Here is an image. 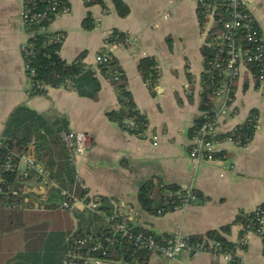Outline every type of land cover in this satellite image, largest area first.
Returning a JSON list of instances; mask_svg holds the SVG:
<instances>
[{
  "label": "crops",
  "instance_id": "crops-1",
  "mask_svg": "<svg viewBox=\"0 0 264 264\" xmlns=\"http://www.w3.org/2000/svg\"><path fill=\"white\" fill-rule=\"evenodd\" d=\"M67 1L70 11L57 16L49 28L65 35L60 56L72 62L85 53L83 62L96 69L97 54L107 51L112 55L126 75L127 88L136 106L148 119V129L142 137H136L107 119L106 113L118 108V99L115 88L103 77H99L97 100L80 97L65 87L49 88L42 96H29L32 82L26 76L21 53L28 40L22 20L23 0H0V137L10 113L19 105L28 106L48 123L64 118L67 130L87 136L84 153L76 156L74 165L88 196L108 199L117 210L131 214L128 219L134 226L140 225L158 235H202L231 224L238 213H250L262 205L264 92L256 88L245 67L237 79L233 112L220 120L216 134L233 130L256 111L258 126L253 139L244 147L221 144L219 152L224 160L197 167L188 155L195 137L191 129L203 114L201 47L212 25L209 19L204 28L200 26L196 2L122 0L129 12L120 17L113 0H104V8L100 5L88 8L83 0ZM244 3L264 44V0ZM88 17L94 23L90 30L84 27ZM113 31L136 41L117 47L108 42ZM146 57L154 58L160 69L154 95L138 72V63ZM220 104L219 99H213L214 108ZM152 136H158L156 146ZM19 169L23 174L27 164L21 161ZM153 178L199 191L207 200L202 204L188 203L158 216L144 213L139 208L138 193ZM33 188L28 192L44 195L40 185ZM30 196L36 200V207L40 198ZM240 230L239 225H234L229 240L237 243ZM262 251V238L249 233L245 248H238L236 254L242 264H264ZM148 264H228V261L220 254L193 255L184 251L173 260L150 254Z\"/></svg>",
  "mask_w": 264,
  "mask_h": 264
},
{
  "label": "trees",
  "instance_id": "trees-1",
  "mask_svg": "<svg viewBox=\"0 0 264 264\" xmlns=\"http://www.w3.org/2000/svg\"><path fill=\"white\" fill-rule=\"evenodd\" d=\"M83 1L88 8L94 5L105 7L104 0ZM113 1L120 17L128 15L129 9L122 0ZM64 9L70 10L67 0H23L26 17L22 20L28 40L21 53L26 76L32 82L29 96H42L49 88H68L70 84V89L80 97L97 100L101 86L99 77H103L115 88L118 99V108L107 112V119L117 123L130 135L142 137L148 129V119L136 106L127 88L126 75L112 55L109 54L107 62L97 64L96 69L83 62L85 53H81L72 62H66L60 56L65 35L60 33L64 39L56 40L58 33L51 32L49 28L56 17L63 14ZM243 9L252 18V31L262 39L254 18L245 7ZM197 14L200 26L204 28L209 18L198 6ZM231 17L232 9L227 4H217L212 25L201 47L203 71L200 110L203 114L191 129L193 137L202 124L212 117L214 93L224 83L221 74H224L227 45L221 48L216 46L215 37L224 30V21ZM84 27L89 30L94 27L90 17ZM125 38V34L113 31L108 42H123ZM236 44L242 49L252 46L246 40L244 29L237 32ZM245 68L252 74L257 87L259 64L247 63ZM138 72L154 95L160 79L157 61L152 57L143 58L138 63ZM236 86L237 80L228 85L232 97ZM257 120V112L252 111L244 123L225 134L216 135V138L239 134L244 135L249 143L257 129ZM63 131H67L64 118L48 123L26 105L17 106L5 123L0 137V264H62L65 259H71L75 264H87L85 262L88 258L93 257L113 264H148L152 253L139 249L135 245V238L139 234L154 235L157 238L171 234L157 235L140 225L134 226L129 219H126L127 230L119 231L117 226L122 218L117 216V208L102 197H99L98 206L94 210L84 208L69 211L61 207L64 201L62 190L74 193L86 203L94 200L88 196L82 183L77 182L74 162L61 139ZM221 154L218 156L221 157ZM22 156H28L42 166L43 173L28 168L22 174L19 169ZM7 164H11L13 169L7 170ZM36 185L44 189V195L28 192ZM29 193L40 198L36 207V200H32V194ZM187 194V190L180 186L165 184L161 179L153 178L140 188L138 204L142 212L158 216L160 211L165 214L186 203L202 204L207 200L193 189L191 195L196 198L195 201L186 200ZM258 210L264 212V203L253 212L238 213L231 224L202 235L189 236V239L206 248L217 249L218 254H229L231 260L228 264H239L236 254L239 246L229 240V235L234 225L241 227L239 238L247 233L258 234L261 228L260 218L256 214ZM261 238L264 256V234ZM97 244H101L102 249L93 251ZM74 254L81 255L83 260L73 259Z\"/></svg>",
  "mask_w": 264,
  "mask_h": 264
},
{
  "label": "built area",
  "instance_id": "built-area-1",
  "mask_svg": "<svg viewBox=\"0 0 264 264\" xmlns=\"http://www.w3.org/2000/svg\"><path fill=\"white\" fill-rule=\"evenodd\" d=\"M196 2L197 6L200 7L206 16L213 20L214 12L216 10V5L227 4L232 9L231 19L224 21L223 26L224 30L216 34V46L220 47L227 45V58L224 65V74H221L224 78V83L219 85L215 91V99H219L221 104L212 111V117L208 118L197 131L196 136L194 137L193 144L188 149V155L192 160L193 166L197 167L202 163L211 162L214 160H224L225 157L218 156L219 145L221 144H231L235 147H244L248 144V140L244 135L234 134L228 135L221 139L216 138V133L219 127L220 120L228 116L231 112V104L233 102V97L231 96L230 88L228 87L229 83L239 79L241 75L242 67H245L247 63H257L260 66L259 76H258V86L256 87L260 92H264V44L262 39L258 38L252 31V18L244 10L245 0H193ZM54 10V8H52ZM69 9H64V13H68ZM25 13L22 11V19H24ZM241 29H244L246 32V40L252 46L248 49H242L236 44V35L237 32ZM110 37V36H109ZM56 40L64 39V36L58 33L55 36ZM132 41H136L134 38L127 37L123 42L112 43L117 47H124L127 44H130ZM110 59V55L107 51L100 52L96 56V64L105 63ZM217 66H220L217 64ZM70 88V84L68 85ZM256 118V117H255ZM258 121V120H257ZM62 142L69 154V157L73 162H75L76 156L82 155L85 150V144L87 141L86 134L82 132H75L71 130L63 131L61 133ZM154 145L158 144V136H152ZM23 161L27 164L28 168L34 169L36 171H41L42 168L40 165L28 156H22L20 162ZM7 170H12L13 167L11 164L6 165ZM229 169H233L232 165H229ZM223 176V175H221ZM78 183H82L80 178H77ZM187 199L190 201H195L196 198L191 195V189H187ZM61 195L64 197L61 207L63 209L73 211L75 209H84L90 208L94 210L97 208L99 202L98 199L90 203H86L83 199H79L74 195V193H69L66 190L61 191ZM187 204V203H186ZM162 212L160 211L159 214ZM260 218L261 228L258 230V236L264 234V212L258 210L256 213ZM134 215H137L135 213ZM117 216L122 218L121 223L117 226L119 231H126L128 224L126 219L131 217L130 213H124L121 209L117 210ZM249 233L243 235L239 238L237 244L241 248L247 243V236ZM158 235V234H157ZM135 245L139 249H145L167 259H175L181 252H189L193 255H198L203 252H210L213 254L219 255L218 250L213 247L206 248L203 244L193 243L190 241L189 237H185L179 234H171L168 237L157 238L154 235H142L139 234L135 240ZM102 249L101 244H97L93 248V251H99ZM105 254V253H103ZM229 262L231 256L229 254H220ZM71 257V256H70ZM73 259L83 260L81 255L74 254ZM85 263L89 264H103L106 263L102 258H88ZM62 264H75L71 259H65ZM239 264H242V261L239 259Z\"/></svg>",
  "mask_w": 264,
  "mask_h": 264
},
{
  "label": "rangeland",
  "instance_id": "rangeland-1",
  "mask_svg": "<svg viewBox=\"0 0 264 264\" xmlns=\"http://www.w3.org/2000/svg\"><path fill=\"white\" fill-rule=\"evenodd\" d=\"M103 264H110V263H103Z\"/></svg>",
  "mask_w": 264,
  "mask_h": 264
}]
</instances>
